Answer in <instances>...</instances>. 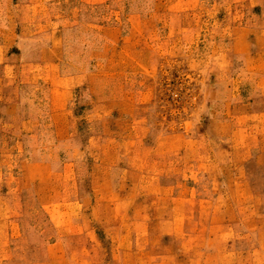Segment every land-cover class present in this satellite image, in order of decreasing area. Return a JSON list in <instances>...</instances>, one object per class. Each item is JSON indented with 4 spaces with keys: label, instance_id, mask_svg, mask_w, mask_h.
<instances>
[{
    "label": "rangeland",
    "instance_id": "1",
    "mask_svg": "<svg viewBox=\"0 0 264 264\" xmlns=\"http://www.w3.org/2000/svg\"><path fill=\"white\" fill-rule=\"evenodd\" d=\"M0 264H264V0H0Z\"/></svg>",
    "mask_w": 264,
    "mask_h": 264
}]
</instances>
